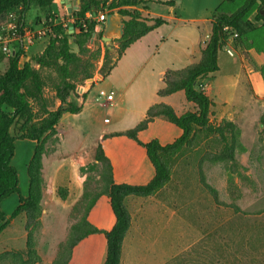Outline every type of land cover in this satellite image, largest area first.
Returning <instances> with one entry per match:
<instances>
[{"label":"rangeland","instance_id":"obj_1","mask_svg":"<svg viewBox=\"0 0 264 264\" xmlns=\"http://www.w3.org/2000/svg\"><path fill=\"white\" fill-rule=\"evenodd\" d=\"M69 1L72 4L75 0ZM243 2L244 0L232 3L225 0H184L183 5L187 13L206 21H203L202 26L207 30L209 29L207 21L216 10L231 14ZM77 5L79 9L80 3ZM72 7L73 11L69 12L61 0H54L52 16L38 9L28 15L31 23L25 24L28 32L26 56L40 53L46 45L47 42L43 40L45 37L36 34L41 29H52L53 25L61 24L69 35L73 33L71 28L75 23L74 11L77 10H74V4ZM159 12L167 15L169 9L161 8ZM185 26L191 29L193 24H181L178 32L185 29ZM173 28V24L168 25L163 28L162 33L165 35ZM29 34H35L31 41L28 38ZM210 35L211 31L209 37ZM115 39L118 38H113L112 45L103 42L108 49L110 48L112 61H115L119 47ZM226 44H221L219 51V71L199 79L198 87L213 101L211 123L214 126L222 122L234 124V131L225 133L229 152H225V144L218 135L196 130L191 147L172 162L170 183L159 194L154 195L153 202L158 205L157 210L145 215L149 207L143 203L140 207L145 213L134 215L132 229L123 245L121 264H264V29H254L245 36L238 37L232 46L234 57L225 52ZM88 45L93 50L100 45L98 33L92 37ZM70 47L73 52H77V46L72 38ZM202 50L201 45L192 62H199ZM11 52L10 44L1 40L0 74L6 69ZM147 57L146 53H137L134 50L127 54L126 58H122L118 67L114 70L115 66L114 71L112 70L105 80L97 82L99 85L93 94H96L95 98L98 99L93 100L88 113L72 118L71 123L93 125L94 135L134 128L142 116L145 102L143 104L139 99L130 100L127 95L124 102L129 109L132 105L134 107L119 120L116 119V113H108L106 97L113 91L115 101L122 102L118 87H125L128 84L140 63ZM160 58L159 63L171 68L168 59L162 55ZM157 59L159 60L155 54V63ZM23 61L24 59L21 63ZM182 61L174 65V68H182L184 66ZM103 64L102 60L96 64V73ZM34 67L39 69V66ZM40 71L47 83L45 97L51 104L50 110H55L59 106L53 89L57 77L51 70ZM188 105L183 112L195 110L191 103L188 102ZM35 108L37 111L38 108ZM176 111L181 114V109L177 108ZM106 118L113 119V123L104 124ZM69 123L70 120H66V124ZM12 134H18L17 128H13ZM81 134L83 133H67L60 128L58 138L56 136L50 138L47 147L49 150L60 149L64 154L71 153ZM180 134L179 128L166 120L158 119L156 124H150L149 128L142 132L141 140L158 138L163 145H167L173 143ZM35 144L31 141L16 142V152L11 164L19 172L20 188L23 193L28 190L27 166ZM135 147L138 148L135 142L124 137L111 139L107 144L108 150L115 151L113 158L123 167V173L133 176L129 180L131 184L145 185L153 178L154 169L147 160L146 165L142 167L143 171L147 170L146 166L149 167L147 174L142 176L144 174L142 171L141 175L138 173L134 175L133 163L140 158ZM95 155L93 162L83 167L84 172L80 171L81 176L86 178V191L81 201L73 207L72 218L75 222L70 226L68 234L71 227L84 215L91 197L104 187L102 165L95 162ZM92 165L93 168H89ZM44 188L46 200L55 209V214L64 211L65 207L62 209L60 202V205L50 202L47 183L45 184L43 178ZM136 198L131 196L125 200L130 214L134 210L133 199ZM17 199L18 195L6 199L2 211L12 214L18 206ZM44 206L45 202L42 201L41 225L34 234L36 251L41 257L39 264H53L65 242L52 246L46 241L47 235L51 233L50 222L53 221L49 222L43 218ZM161 215L166 217L164 222ZM109 217L113 218V214L106 199L102 198L94 210V219L99 226L106 229ZM25 223L26 217L23 214L9 222L6 232L0 236V255L16 252L22 254V259H26ZM103 252V247L97 240L88 241L78 250L74 264H102L104 262L102 259L105 258ZM0 264H20V260L12 262L11 258L7 257Z\"/></svg>","mask_w":264,"mask_h":264},{"label":"trees","instance_id":"obj_2","mask_svg":"<svg viewBox=\"0 0 264 264\" xmlns=\"http://www.w3.org/2000/svg\"><path fill=\"white\" fill-rule=\"evenodd\" d=\"M181 0H81L79 9L74 11L75 23L73 33L69 35L61 25H53L52 33L44 51L30 57L27 61L22 40L9 43L12 49L7 59L6 69L0 74V235L8 227L9 222L20 215H25L27 232L26 259L22 254L11 252L0 255V262L10 257L12 262L20 260V264H39L41 257L36 251L35 233L41 225L43 199V156L47 141L58 134V126L65 115H76L81 111L77 99H87L83 92L86 83L105 80L133 44L167 24L163 18H148L142 10H149L148 4H162L175 7ZM232 3L236 0H225ZM54 0H0V24L11 12H17L19 18L18 34L23 35L26 17L32 8L46 11L52 16ZM256 22H262L264 29V0H244L243 4L231 14L218 10L213 16L211 35L206 47L201 52L199 62L180 70L168 69L162 81L164 87L157 95L168 97L183 92L186 100L194 105V111L178 115L165 103L150 106L146 118L134 128L124 132L104 135L98 142L95 162L102 165L101 191L89 200L84 215L75 223L67 236L61 251L53 264H69L74 249L86 238L103 234L106 238V258L104 264H121L124 240L132 224V217L125 204L128 197L147 198L159 193L172 179V162L189 149L196 130L209 135H218L225 144V152H229L226 142V131L233 132L232 122H222L214 126L210 121L213 101L198 87L199 79L219 71L218 56L223 44L228 39L225 27H231L239 37L254 31L255 26L247 20L249 12L257 7ZM121 14L124 18V35L115 39L119 44L115 61L110 58V51L102 41L103 32L98 33L100 45L92 49L88 43L95 33L97 22L89 20L87 14ZM54 19V17H51ZM70 38L77 46V52L70 47ZM14 47V48H13ZM22 59L25 61L21 64ZM104 64L96 73V64ZM34 65L39 66L35 69ZM47 69L55 73L57 82L54 84L55 98L59 106L50 110L51 104L45 97L46 80L40 70ZM37 107V111L36 108ZM156 119H163L180 129L181 135L173 143L163 145L158 138L147 143L139 139V134L146 131ZM17 128V135L12 134ZM124 137L143 148L146 157L154 169L153 178L145 185L117 184L114 180V168L111 159L106 155L104 141ZM35 142L33 155L27 166L28 194L21 193L19 172L12 166L16 152V142ZM230 157L233 155L229 153ZM94 165L89 168H93ZM84 172V169H80ZM211 190V189H210ZM58 196L65 201L68 191L58 189ZM13 195H18L19 205L8 216L2 211V203ZM85 195V194H84ZM101 197L109 200L115 222L109 231L101 230L89 220V214Z\"/></svg>","mask_w":264,"mask_h":264},{"label":"crops","instance_id":"obj_3","mask_svg":"<svg viewBox=\"0 0 264 264\" xmlns=\"http://www.w3.org/2000/svg\"><path fill=\"white\" fill-rule=\"evenodd\" d=\"M179 2H181V3L178 6ZM179 2L176 4L175 7H167V6L162 5V4L155 6L154 4L150 3V4H148V6L150 8L149 10H142L141 9L144 17L163 18L167 21V25L165 24V25L161 26L160 28L156 29L155 31L147 34L145 37L141 38L139 41H137L135 44H133L124 53L122 58H126L127 54H129L130 52H132L134 50L137 51V53H142V52L146 53L148 55V57L140 63L137 71L135 72V74H133V76L129 80L128 84L125 87H120V86L118 87V90L120 91V96H121L122 102L121 101L120 102L115 101V97H113L112 101H108L107 100L108 96L111 93L114 94V92L111 91L107 94V97H106V100L108 102V105H107L108 110L107 111L109 114L110 113H116L117 114L116 119L120 120V119L124 118V116L126 114L130 113L133 110L132 107H134V105H132L130 107L131 109H129L127 106V103L124 102L127 95H129L128 97L130 100L134 101V99H136V100L139 99L140 103H143V104L145 102V105L143 108L144 111L142 112V116L139 118V122L137 124H139L141 121H143L146 118V112H147L148 108L154 104H157V103H165L167 105H170L175 110V112L177 114H178V112L176 111V109L177 108L181 109V114H178V115H182V114L186 113V112H183V110L186 109L185 107H187L189 105H188V101L186 100L183 92H177V93L172 94V95L165 97V98H160L157 95V93L160 89H162L164 87L162 77H163V74L166 70H168V69L180 70V69H183V68H185L191 64H194V62H192V61H194V59H195V54L198 51H200L201 45H202V49H204V45L206 44L207 38L209 37V32L212 30L211 23H212L214 15L213 14L210 15V17L207 21L209 23V29L206 30L202 26V24L204 23L203 21H205V20L199 19L198 17H194V16H192V14L187 13V11L185 9V5H183L184 0H181ZM161 8L162 9H165V8L169 9L168 14L165 15V14L160 13L159 9H161ZM257 8H258V6L255 7V9H253L251 12H249L247 20L250 21L251 23H253V25L255 26V29L260 30V29H263L262 22H256L255 21V16L257 14ZM34 10H36V8H32L29 11V13L27 14L26 22L28 24H29V22L31 23V21L29 20L30 17L28 15L31 14V12H33ZM254 10H256V11L254 12ZM216 11L214 12V14L216 13ZM43 12L46 13V11H43ZM252 12H254V13H252ZM253 18H254V20H253ZM172 24H173L174 28L169 33L164 35L162 33L163 28L168 26V25H172ZM181 24H186V25L193 24V27L189 26L192 30L185 26L186 27L185 29L181 30V32H178ZM194 32L196 33V35H194ZM206 32H208V33L206 34ZM27 33L28 32H26V28L24 26V33H23V41L22 42H23V47H24L25 51H27V48H28V46H27ZM156 36H158V37H156ZM153 38H155V39L153 40ZM209 39H210V37H209ZM43 40L45 42H47L46 45L44 46V48L41 50L40 53L35 54V55L41 54L44 51V49L46 48L48 41H49V38H44ZM29 41H30V39H29ZM155 54L157 55V58H159V60L157 59L158 61L156 63L154 61L155 60ZM35 55L27 56V61H29L30 57L35 56ZM161 55L169 60V63L171 64V68H167V66H163L162 63H159L161 60V58H160ZM122 58L117 62L114 70L118 67V64L121 62ZM181 61L183 62L184 66L182 68L181 67L180 68H174V65L179 64ZM21 64H23V63H21ZM98 85L99 84L94 83L93 80H90L86 83L85 87L83 88V92L87 93V99L85 101L81 98L75 100L77 105L81 107L80 113L76 114V115H71V114L65 115L64 118L62 119L61 123L58 126L59 129L62 128L63 130H66L67 133H75V132L83 133L80 135V140L78 141V143H76V146L74 147L73 151L71 153H65L64 154L60 151V149L54 150V148H53V149L49 150L47 147L48 142L46 143V146H45L46 147L45 148V154L43 156V178L45 179V184L47 183V188H48L49 198H50L49 200H50V202H52L54 204L60 205V203H61L60 206H62V209H63V206L65 207L64 211H61L60 213L55 214V212H54L55 209H53L51 207V205L49 204V202L46 200L45 188L43 189L42 201L45 202V206H44V210H43V213H44L43 218H46L47 220H49V222L51 220L53 221V222H50L51 223V233H49L47 235L46 241H49V243L52 246H53V244H61V243L65 242L67 235H68V230H69L70 226L75 222V220L72 218L73 207L81 201V199L83 198L85 191H86L85 190L86 178L81 176L80 169L85 167L87 164L93 162L95 150H96V147L98 145V142L104 135H110V134H114V133H118V132H124L123 130L122 131H110V132H107L104 134L96 133L94 135L95 129H94L93 125H90L88 123L84 124V125L71 123L72 118L79 117L82 115H86V113H88V111H89V106L93 103V100L98 99V98H95L96 94H93L95 88ZM147 100H148V102H146ZM192 111H194V110H192ZM192 111H190V112H192ZM87 117L88 116H86V121L88 119ZM68 119L70 120V123L66 124V120H68ZM113 121H114L113 119H110L109 123H105V119H104V124H106V125L112 124ZM157 121H158V119H156L153 123H151V125L156 124ZM125 131H127V130H125ZM141 134H142V132L139 134L140 140H141ZM63 135H65V134H63ZM180 135L177 136L176 139H178L180 137ZM56 138H58L57 135H56ZM92 138H94L95 140L94 139L91 140ZM112 139H115V138H112ZM110 140L104 141L103 147H104V150L106 152V155L112 161L113 168H114L115 183H117V184H122V183L131 184V182L129 180H131V178L133 176L132 175L128 176V175H125L123 173V167L119 163H116L114 158H113V154L115 153V151L112 150V152H111V150L107 149V144ZM148 141H150V140H148ZM148 141H142V142L147 143ZM60 146H61V144H60ZM135 148H137V147H135ZM137 151L139 152L140 158L136 163H133V166H134L133 170H134L135 176L137 173L140 175L142 174V171H143L142 167H143V165H146V162L148 160L146 157L145 150L143 148L138 146ZM47 166H48V168H47ZM146 169L147 170L143 171L144 174L142 176L147 174L149 167L146 166ZM46 178H48V179H46ZM46 180H49V181H46ZM61 187L65 188L68 191V196H67V199L65 201H62L59 198L58 193H57L58 189ZM21 193L24 197H26L28 194V190L25 193H23L21 191ZM159 193H157V194H159ZM102 198H105L106 202L109 204L108 198L101 197L97 201L96 205L99 204V202ZM153 198H154V196H150L147 198L137 197L135 200L133 199L132 206L134 207L135 211L133 210V212L131 214L132 224H131V228H130L129 232L127 233V236L129 235V233L132 229L134 215L136 213L140 214L141 212L143 214L145 213L143 211L142 207H140L141 204L144 203L145 205H147V207H149L146 209L147 213L145 215H147L152 210L153 211L157 210L158 205H156L153 202ZM17 201H18V205H19V199H17ZM64 203H65V205H64ZM2 205H3V203H2ZM96 205L94 206V208L91 210V212L89 214V220L97 228H99L101 230L109 231L115 222V218H114V216H113V218L109 217V224H108L106 229L99 226V223L94 219V210L96 208ZM5 214L8 216L11 215L8 213H5ZM165 219H166V217L161 215V220H163V222L165 221ZM127 236H126V238H127ZM126 238H125V240H126ZM95 240H97L100 243V245H102L103 250H104L103 255L105 254V258H106V251H107L106 238L103 234H98V235L89 236L88 238L83 240L74 249L72 259H71L69 264L75 263V261L77 259L78 250H80L86 242L95 241ZM125 240H124V242H125ZM49 258H51V257L49 256ZM105 258L103 257L104 260L102 259V261L105 262ZM104 262L102 264H104Z\"/></svg>","mask_w":264,"mask_h":264},{"label":"built area","instance_id":"obj_4","mask_svg":"<svg viewBox=\"0 0 264 264\" xmlns=\"http://www.w3.org/2000/svg\"><path fill=\"white\" fill-rule=\"evenodd\" d=\"M108 12L107 11H100L98 14H87V18L89 20H95L97 22V26L95 28V33L93 34V37L96 33L104 32L106 19H107ZM19 30V18L18 15L15 12H11L8 17L6 18V21L0 24V42L1 40H4L6 43H12L14 41L22 40L23 41V35L18 34ZM224 32H226L229 36L228 39L224 42V45L226 44L225 52L230 56L234 57V49L232 46L234 45V41L239 37V34L237 32H234V30L231 27H225ZM24 33V31H23ZM52 33V29H41L37 31L36 34H39L42 37L49 38ZM35 34H29V39L31 41L32 36L34 37ZM4 38V39H3ZM114 97V94L111 93L107 100L112 101ZM110 119L106 118L105 123H109Z\"/></svg>","mask_w":264,"mask_h":264},{"label":"water","instance_id":"obj_5","mask_svg":"<svg viewBox=\"0 0 264 264\" xmlns=\"http://www.w3.org/2000/svg\"><path fill=\"white\" fill-rule=\"evenodd\" d=\"M64 5L67 6L68 11L72 12L74 4V10H78L77 3H81L80 0H75L72 4L69 0H61ZM264 12V11H263ZM123 16L121 14H108L105 24V29L103 32L102 41L106 44L112 45L113 38L117 37L122 38L124 35V23H123ZM73 30V27L71 28ZM110 49V48H109Z\"/></svg>","mask_w":264,"mask_h":264}]
</instances>
